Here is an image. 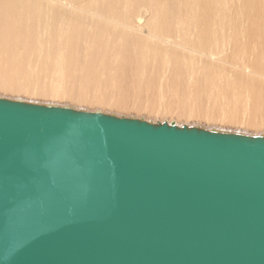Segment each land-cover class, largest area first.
Masks as SVG:
<instances>
[{
    "label": "water",
    "instance_id": "95a60500",
    "mask_svg": "<svg viewBox=\"0 0 264 264\" xmlns=\"http://www.w3.org/2000/svg\"><path fill=\"white\" fill-rule=\"evenodd\" d=\"M0 264H264V136L0 98Z\"/></svg>",
    "mask_w": 264,
    "mask_h": 264
},
{
    "label": "bare ground",
    "instance_id": "6f19581e",
    "mask_svg": "<svg viewBox=\"0 0 264 264\" xmlns=\"http://www.w3.org/2000/svg\"><path fill=\"white\" fill-rule=\"evenodd\" d=\"M0 98L264 136V0H0Z\"/></svg>",
    "mask_w": 264,
    "mask_h": 264
}]
</instances>
